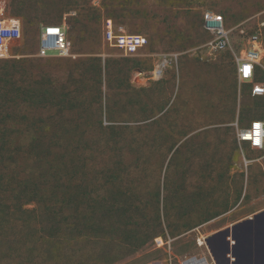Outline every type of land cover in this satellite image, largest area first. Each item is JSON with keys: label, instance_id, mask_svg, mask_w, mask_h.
<instances>
[{"label": "rangeland", "instance_id": "1", "mask_svg": "<svg viewBox=\"0 0 264 264\" xmlns=\"http://www.w3.org/2000/svg\"><path fill=\"white\" fill-rule=\"evenodd\" d=\"M6 3L12 15L28 22L13 50L19 56L0 60V145L58 151V173L71 171L74 194L63 211H86L89 220L85 230L75 220L65 236L48 238L49 223L39 221L44 202L34 200L23 216L36 223L2 252L15 261L29 259L36 252L29 247L43 245L40 264L50 258L65 264H169L174 253L179 259L192 254L200 234V187L214 184L200 182V176L237 173L243 167L237 130L249 120H264V96L249 93L235 65L249 33L260 29L264 48V0ZM205 11L219 14L232 29L225 50L207 46ZM105 18L125 33L144 35L147 43L130 54L108 46ZM61 21L69 28L71 56H56L55 50L37 56L41 27ZM254 81L264 82V52ZM204 126L214 130L201 140ZM66 151L73 154L67 162ZM259 156L252 150L251 169L264 174ZM99 197L114 207L96 217L102 212ZM58 220L56 227H67ZM157 236L171 239V247H157ZM58 241V251H45ZM19 246L20 252L12 250ZM6 257L0 255V264Z\"/></svg>", "mask_w": 264, "mask_h": 264}, {"label": "trees", "instance_id": "2", "mask_svg": "<svg viewBox=\"0 0 264 264\" xmlns=\"http://www.w3.org/2000/svg\"><path fill=\"white\" fill-rule=\"evenodd\" d=\"M24 21H22V24L28 22L26 19H24ZM1 121L2 120L0 119V123ZM2 124L4 125L5 123L3 122ZM6 137L8 139V136ZM35 139H38V136H33L31 140L33 141ZM72 156V152L66 151V154L64 156L62 155V158L67 162L72 159ZM65 174L66 175L62 177L58 173V151L35 147L22 149L20 147L0 145V255L7 254L6 259L1 261L3 262L1 264L41 263L38 257H40L39 251H41L43 245L29 247L30 249L28 251H36H34L35 253L33 256L29 259H21V257H18V259H16L17 261H15L14 255L2 252L4 249L1 248L3 245L5 249L9 248L15 236L20 234L22 230L26 228H32L36 223L35 220L32 225L29 223V218L23 216V213L28 211V209L25 208V205L34 200L38 199L41 202H44L43 206L45 208H40L42 220L39 221L42 225L49 223L45 233L46 236L49 235V237L47 236L48 238H53L55 236L57 238H62L63 235L65 236L71 231V228L75 226V220L79 225L78 229L81 228L82 230H85L87 228L86 223L89 220V215L86 211H82L78 215H75V213H73L74 211L68 213H64L63 211V206H70L74 197V194L70 192L71 180L69 176L71 171L66 168ZM98 200V207L102 209V212H98L96 217L107 214L104 212L106 208L114 207V203H109L104 197H99ZM56 205L59 206L58 211L53 209ZM35 211L36 210H34V213ZM59 218H62L64 226H67L66 228L63 226L56 227L59 224ZM34 228L36 229V227ZM95 229L100 231L102 226L97 224ZM45 234L41 235L42 241L47 239ZM80 234L81 236L86 235L85 231H81ZM58 244L59 241L50 242V244H48V249L45 251L52 253L56 250ZM20 248L21 246L12 250H18L20 252ZM56 251H58V249ZM7 258H10L11 260H7ZM43 264L65 263L61 260L50 258ZM79 264L88 263L80 261Z\"/></svg>", "mask_w": 264, "mask_h": 264}, {"label": "crops", "instance_id": "3", "mask_svg": "<svg viewBox=\"0 0 264 264\" xmlns=\"http://www.w3.org/2000/svg\"><path fill=\"white\" fill-rule=\"evenodd\" d=\"M212 130V126L200 127V139ZM237 143L243 155V167L234 169L237 173L200 176V182L214 184L200 187V224L196 227L200 234L198 245L189 255L205 256L209 264H264V174L252 172L255 149L247 142ZM255 151L262 155V151ZM260 156L257 162L264 166ZM175 254L169 264H180L182 258Z\"/></svg>", "mask_w": 264, "mask_h": 264}, {"label": "built area", "instance_id": "4", "mask_svg": "<svg viewBox=\"0 0 264 264\" xmlns=\"http://www.w3.org/2000/svg\"><path fill=\"white\" fill-rule=\"evenodd\" d=\"M203 26L210 35L207 41L209 48L221 51L228 47L229 34L232 29L225 26L219 14L205 11ZM239 32L245 34L243 28H240ZM21 37L22 21L9 12L6 0H0V60L19 56L13 50L19 45ZM103 40L108 46L118 48L125 54L134 53L147 43V38L140 33H125L121 29H116L111 18L103 20ZM246 44L245 48H242L235 57L237 79L239 82L249 84L252 96H264V82L254 81L256 69L261 65L264 52L260 29L247 35ZM49 50H55L56 56H71L69 28L65 21L41 27L38 36L37 56H52L48 54ZM157 71L159 72V70ZM236 138L238 141L247 142L251 149L262 151L260 161L264 165L263 119H252L247 126L239 128ZM154 243L157 247H162L168 245L169 240L157 236L154 238ZM180 264H209V261L205 256L185 255Z\"/></svg>", "mask_w": 264, "mask_h": 264}, {"label": "bare ground", "instance_id": "5", "mask_svg": "<svg viewBox=\"0 0 264 264\" xmlns=\"http://www.w3.org/2000/svg\"><path fill=\"white\" fill-rule=\"evenodd\" d=\"M158 74V73H157Z\"/></svg>", "mask_w": 264, "mask_h": 264}]
</instances>
